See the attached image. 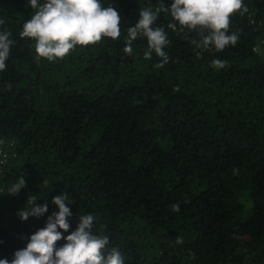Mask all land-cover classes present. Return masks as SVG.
Returning a JSON list of instances; mask_svg holds the SVG:
<instances>
[{
  "label": "trees",
  "instance_id": "trees-1",
  "mask_svg": "<svg viewBox=\"0 0 264 264\" xmlns=\"http://www.w3.org/2000/svg\"><path fill=\"white\" fill-rule=\"evenodd\" d=\"M160 2L101 0L119 10L120 37L48 61L20 36L34 14L29 0H0V31L13 40L0 72V141L10 146L0 171V259L26 248L66 192L72 216L57 249L78 216L92 214L94 234L107 236L124 264H264V56L253 50L264 38V0H244L248 11L230 17L235 46L202 55L189 42L198 34L184 39L161 11L155 24L167 32L169 60L156 68L155 53L144 59L146 39L130 55L123 48L138 10ZM217 58L227 66L213 68ZM20 177L26 187L9 195ZM30 195L48 211L21 221Z\"/></svg>",
  "mask_w": 264,
  "mask_h": 264
},
{
  "label": "clouds",
  "instance_id": "clouds-1",
  "mask_svg": "<svg viewBox=\"0 0 264 264\" xmlns=\"http://www.w3.org/2000/svg\"><path fill=\"white\" fill-rule=\"evenodd\" d=\"M29 6L34 14L28 19L20 32V36L31 38L35 43L38 58L48 61L63 59L77 45L88 46L101 41L103 37L117 40L121 34V14L119 10L109 5L103 7L101 0H29ZM169 12L173 22L167 28L173 32L183 33L184 39H189L188 33L195 31L199 39L191 38L189 42L200 49L198 55L204 52H220L227 46H235L239 39L238 31L229 33L230 17L234 13L243 16L248 8L244 0H171L170 6H165L163 0L155 11L151 6L138 10L139 18L135 24L127 28V40L123 48L126 54H132L133 42L146 39L144 59H151L155 53L161 58L156 68H163L168 63L164 51L170 43L164 27L155 22L158 14ZM4 20H0V25ZM11 33L0 31V72L6 69L10 47L13 40ZM215 69H223L227 61L219 58L211 61ZM11 85L6 86L10 90ZM26 187L24 177L12 183L7 193L17 195ZM59 209L48 217L44 228L31 235L26 248L13 253V258L0 259V264H124L121 251L109 248V238L94 234L92 214L78 216L79 223L74 232L64 237L66 243L57 249L56 242L62 239V233L69 231L68 218L72 216L67 206L74 203L66 192L52 199ZM178 212L179 204L170 206ZM48 211L47 204L38 205L36 196L30 195L25 209L18 211L21 221L29 217H41ZM57 229H61L58 231ZM176 243H183L178 237Z\"/></svg>",
  "mask_w": 264,
  "mask_h": 264
},
{
  "label": "built area",
  "instance_id": "built-area-1",
  "mask_svg": "<svg viewBox=\"0 0 264 264\" xmlns=\"http://www.w3.org/2000/svg\"><path fill=\"white\" fill-rule=\"evenodd\" d=\"M253 50L254 52H260L264 56V38L258 41V43L256 44ZM4 145L5 144L2 141H0V171L2 167L6 166V163L9 159L6 148L10 146H4Z\"/></svg>",
  "mask_w": 264,
  "mask_h": 264
}]
</instances>
